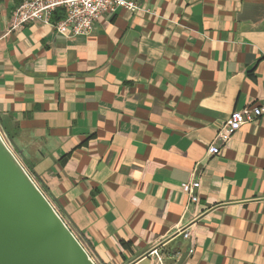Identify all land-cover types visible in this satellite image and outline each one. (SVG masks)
<instances>
[{
  "label": "crops",
  "instance_id": "crops-1",
  "mask_svg": "<svg viewBox=\"0 0 264 264\" xmlns=\"http://www.w3.org/2000/svg\"><path fill=\"white\" fill-rule=\"evenodd\" d=\"M22 1L0 0V132L92 259L264 264V114L217 138L264 103V0H135L73 38L8 31Z\"/></svg>",
  "mask_w": 264,
  "mask_h": 264
},
{
  "label": "water",
  "instance_id": "water-1",
  "mask_svg": "<svg viewBox=\"0 0 264 264\" xmlns=\"http://www.w3.org/2000/svg\"><path fill=\"white\" fill-rule=\"evenodd\" d=\"M0 264H97L1 132Z\"/></svg>",
  "mask_w": 264,
  "mask_h": 264
},
{
  "label": "built area",
  "instance_id": "built-area-1",
  "mask_svg": "<svg viewBox=\"0 0 264 264\" xmlns=\"http://www.w3.org/2000/svg\"><path fill=\"white\" fill-rule=\"evenodd\" d=\"M118 9L136 12L140 6L135 0H24L12 11L8 31L38 21L51 25L57 33L66 38L83 36L93 30L95 22L102 14H112ZM55 15L59 17L55 19ZM263 114L264 103L253 108L231 111L225 125L218 130L217 138L225 142L233 132L247 123L256 121ZM220 148L219 145L211 143L207 147V153L218 154ZM198 187V180L181 183L182 191L191 202H196L198 199L194 192ZM182 235L184 238H189L188 231H184ZM153 253L155 261L151 264H166L162 254L157 250ZM171 264H180L179 259H172Z\"/></svg>",
  "mask_w": 264,
  "mask_h": 264
},
{
  "label": "rangeland",
  "instance_id": "rangeland-1",
  "mask_svg": "<svg viewBox=\"0 0 264 264\" xmlns=\"http://www.w3.org/2000/svg\"><path fill=\"white\" fill-rule=\"evenodd\" d=\"M1 134L2 136L4 137L5 141L7 142V144L9 145V147L13 150V152L17 155L18 159L20 160L21 157L19 156V153H18V150L17 148L11 144V142L6 138V136L4 135V133H2L1 131ZM21 161V160H20ZM24 166V165H23ZM26 168V167H25Z\"/></svg>",
  "mask_w": 264,
  "mask_h": 264
},
{
  "label": "trees",
  "instance_id": "trees-1",
  "mask_svg": "<svg viewBox=\"0 0 264 264\" xmlns=\"http://www.w3.org/2000/svg\"><path fill=\"white\" fill-rule=\"evenodd\" d=\"M59 16L58 15H55L54 18L57 19ZM26 167V170L29 172V174L32 176V169L28 166V165H25Z\"/></svg>",
  "mask_w": 264,
  "mask_h": 264
}]
</instances>
